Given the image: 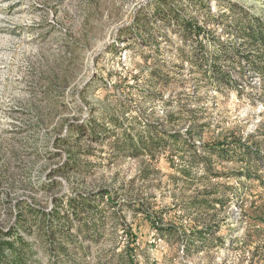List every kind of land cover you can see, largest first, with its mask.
<instances>
[{
    "label": "rangeland",
    "instance_id": "1",
    "mask_svg": "<svg viewBox=\"0 0 264 264\" xmlns=\"http://www.w3.org/2000/svg\"><path fill=\"white\" fill-rule=\"evenodd\" d=\"M150 1L0 0V230L28 212L29 205L48 209L54 196L66 199L107 190L92 217L97 226L77 234L75 241L85 246L79 264H124L123 227L130 225H138L139 264H261L264 237L254 225L264 207V183L232 176L240 166L236 161L217 163L215 168L224 174L207 178L201 167L190 169L188 150L182 159L171 152L176 149L167 135L186 137L194 119L210 129L197 138L201 143L231 132L242 138L253 134L264 151V91L258 92L257 77L247 73L246 80L257 88L246 90L261 99L221 93L202 82L196 85L193 74L183 69L155 94L145 83L150 61L142 59L149 55L147 47L115 43L119 29L141 9L143 16ZM172 1L192 12L181 1ZM206 2L213 12H227L225 5L234 3L264 15V0ZM223 38L231 39L226 34ZM173 43L169 49L180 45L178 39ZM164 55L171 59L170 52ZM175 59L173 63H180ZM106 115L140 131L153 123L165 139L151 153L135 156L115 153L104 139L77 140L79 133L69 130L84 123L101 125ZM180 165L187 173L178 170ZM259 173L264 180V169ZM209 193L228 200L217 211L189 207ZM107 197L110 203H105ZM213 220L219 221L213 236L208 234L205 243L196 241L190 252L183 249V235L170 231L159 238L149 225L176 223L186 230L210 226ZM39 257L48 264L47 250L40 249Z\"/></svg>",
    "mask_w": 264,
    "mask_h": 264
},
{
    "label": "trees",
    "instance_id": "2",
    "mask_svg": "<svg viewBox=\"0 0 264 264\" xmlns=\"http://www.w3.org/2000/svg\"><path fill=\"white\" fill-rule=\"evenodd\" d=\"M179 1L185 7L189 6L192 12L187 13L186 8L174 4L172 0H153L146 6L149 9L143 11V16L141 9L140 14L127 27L119 29L121 31L115 43L130 48L133 43L138 42L149 51V55H143L142 59L144 63L150 61L145 83L155 94L162 93L174 82L179 70L186 69L189 74H193L192 79L196 85L197 82H202L221 93L233 91L240 98L245 95L250 99H261L260 95L256 97L258 95L246 90L249 87L257 88L246 80V74L257 77L260 84L258 92H263L264 15H255L234 3L225 5L227 12H213L206 0ZM223 34L231 39L223 38ZM173 39H178L180 45L169 49L168 45L174 44ZM165 52L171 53L169 61H166ZM174 59L180 60V63H173ZM160 97L162 98L161 95ZM120 119L118 116L106 115L105 122L101 125L84 123L69 130L79 133L77 140L84 136L92 140L104 139L115 153L135 156L145 150L151 153L165 139L153 123H145V130L140 131L134 127L122 126ZM168 120L172 122L175 118L171 114ZM204 125L205 123L197 124L192 119L186 127V137L175 132L168 133L167 138L171 139L176 149L171 152L182 159L184 152L188 150L190 169L193 166L201 167L207 178L224 174L215 168L217 163L236 161L240 166L231 173L232 176L252 178L264 183L262 174L259 173V170L264 169V151L253 134L242 138L231 132L228 136L219 135L201 143L197 138L210 130L204 128ZM60 140L66 145L70 143L57 138V142ZM180 149H183L181 153L178 151ZM67 164H70L69 160L65 166ZM178 170L187 173V167L180 165ZM108 194L107 190H102L91 195L80 193L66 199H63V195L54 196L48 209L29 205L28 212L16 216L6 229L0 230V264H45L40 260V249L48 251V264H76L85 251V246L75 241L77 234L86 235L97 226L98 220L92 219L94 215L97 216V200H103ZM210 196L212 193L193 199L189 207L217 211L228 200L223 196ZM110 202L111 197H107L105 203ZM140 209L137 207L136 210ZM259 212L254 226H257L256 230L258 228L257 235L264 237L263 206L259 208ZM218 224L219 221L213 220L210 226L200 225L186 230L176 223L163 227L151 221L149 225L155 229L159 238L165 237L166 232L170 231H174L178 237L183 235L187 239L183 249L190 252L195 249L196 241L207 242L208 234L213 236ZM137 228L138 225L123 227L127 241L120 261L124 264H139L135 252L139 248L136 245ZM221 240L223 239L218 241L220 245L223 244ZM143 264L163 263L152 260ZM248 264H253V261L250 260ZM261 264H264V260Z\"/></svg>",
    "mask_w": 264,
    "mask_h": 264
}]
</instances>
